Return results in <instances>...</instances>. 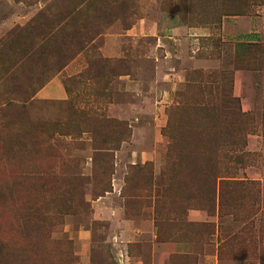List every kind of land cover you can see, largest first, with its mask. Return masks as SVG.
<instances>
[{"label": "rangeland", "instance_id": "obj_1", "mask_svg": "<svg viewBox=\"0 0 264 264\" xmlns=\"http://www.w3.org/2000/svg\"><path fill=\"white\" fill-rule=\"evenodd\" d=\"M0 264H264V0H0Z\"/></svg>", "mask_w": 264, "mask_h": 264}, {"label": "crops", "instance_id": "obj_2", "mask_svg": "<svg viewBox=\"0 0 264 264\" xmlns=\"http://www.w3.org/2000/svg\"><path fill=\"white\" fill-rule=\"evenodd\" d=\"M58 80V82L56 83L57 84V88L59 89V99H62V98H64L65 97V95H66V93H65V90H64V87H63V85H62V82H61V80H60V78L59 77H56V78H54V79H52L50 82H48V84H46L42 89H40L39 91H38V93H37V96L38 97H40V98H44V99H51V98H49V97H51L48 93H46V94H44V92L46 91V88L50 85V84H53V83H55L56 81ZM125 220V219H124ZM126 221V220H125ZM125 221H123L124 222V225H126L127 224V221L125 222ZM122 227H124V226H122ZM124 229H127V228H124Z\"/></svg>", "mask_w": 264, "mask_h": 264}, {"label": "trees", "instance_id": "obj_3", "mask_svg": "<svg viewBox=\"0 0 264 264\" xmlns=\"http://www.w3.org/2000/svg\"><path fill=\"white\" fill-rule=\"evenodd\" d=\"M68 82H70V80H68ZM68 82H67V84H66V82L64 83V90H65V93L67 94V95H69L70 94V90H69V88L67 87V85H68Z\"/></svg>", "mask_w": 264, "mask_h": 264}]
</instances>
